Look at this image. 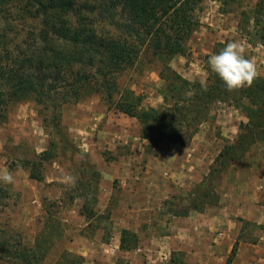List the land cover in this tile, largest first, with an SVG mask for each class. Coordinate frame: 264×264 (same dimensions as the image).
<instances>
[{
	"label": "rangeland",
	"instance_id": "obj_1",
	"mask_svg": "<svg viewBox=\"0 0 264 264\" xmlns=\"http://www.w3.org/2000/svg\"><path fill=\"white\" fill-rule=\"evenodd\" d=\"M253 3L254 0H203L196 12L199 26L187 43L188 54L175 56L170 66L179 64L192 81L205 80L210 62L216 67L230 63L236 72L244 70L264 76V47L255 48L258 45L253 22L243 21L241 31L233 29L224 34L223 24L218 21V5H221L219 11L228 14V28H232L236 21L242 23L240 12L249 10ZM21 6L16 3L0 9V37H9L7 50L11 52L24 31L31 33L32 38L35 36L32 31L41 27L40 21L28 17ZM208 12L218 26L208 25ZM249 31L252 33L248 34ZM204 35L206 47L198 45V38ZM29 41L27 46L20 45L17 49L34 48ZM194 47L201 54L190 65ZM215 51H220L223 57L214 55ZM179 59L182 62L175 64ZM189 68L195 71L190 72ZM159 71L158 63L145 60L121 75L118 83L140 95L142 107L158 108L163 104ZM72 77L67 76V80L72 81ZM50 112L48 109L39 114L35 101L25 99L8 107L7 119L0 125V229L13 228L33 242L44 226L46 211L55 213L62 235L44 264H67L62 256L65 250L78 255L84 253V264L93 260L102 264H130L128 256L111 252L105 244L113 248L122 229L135 232L136 227L142 228L140 224L143 226V221L149 219L150 223L142 228V234L148 235L141 238L138 234L140 243L152 245V234L166 232L173 213L180 211L177 203L189 195L208 173L224 145L233 143L240 126L247 123L246 115L233 101H218L211 106L208 119L197 133L185 140L119 112L87 89L79 101L62 107L61 123L68 135L64 144L59 136L63 130L58 131L48 123L45 127L42 122ZM52 141L58 145L51 149L55 153L53 160L43 162L40 167L43 180L30 178L23 162L48 149ZM263 170L264 146L259 142L227 170L218 187L221 198L232 186L239 189L246 181L253 186L252 172ZM79 177L82 182L78 184ZM84 201L95 211L91 219L81 215ZM183 204L181 207H185ZM255 228L244 225L248 240L254 241ZM171 257L175 258V253Z\"/></svg>",
	"mask_w": 264,
	"mask_h": 264
},
{
	"label": "trees",
	"instance_id": "obj_2",
	"mask_svg": "<svg viewBox=\"0 0 264 264\" xmlns=\"http://www.w3.org/2000/svg\"><path fill=\"white\" fill-rule=\"evenodd\" d=\"M202 2L0 0V9L21 4L28 17L38 19L41 26L32 31L35 35L32 38L31 33L24 31L13 52L7 50L9 37H0V125L6 121L11 104L32 99L38 105L39 114L51 110L42 122L45 127L48 123L58 131L63 130L59 136L65 144L68 135L61 123L62 107L79 101L90 89L119 112L186 140L208 119L213 103L230 99L246 115L247 123L240 126L233 143L224 145L203 179L177 203L180 211L173 215L185 216L191 211L203 212L218 205L221 199L218 187L230 166L243 158L252 145L260 142L264 146V76L244 70L236 72L230 63L216 67L210 62L205 80L191 81L170 66L175 56L188 54L187 43L199 26L196 12ZM240 15L241 26L243 21L253 22L257 43L264 46V0H257ZM29 40L34 48L17 49L20 45L27 46ZM145 60L160 65L163 104L158 108L142 107V97L118 83L121 75ZM67 76H73L72 81ZM57 145L52 141L48 149L23 162L30 178L43 180L40 167L43 162L53 160L55 153L51 149ZM94 213L84 201L81 215L91 219ZM56 221L55 213L46 211L44 226L33 242L13 228L0 229V264H44L62 235ZM139 242L137 233L126 228L121 230V250H133ZM236 245L226 264H231ZM62 256L67 264L84 261L82 256L67 250ZM174 262L175 258L169 264Z\"/></svg>",
	"mask_w": 264,
	"mask_h": 264
},
{
	"label": "crops",
	"instance_id": "obj_3",
	"mask_svg": "<svg viewBox=\"0 0 264 264\" xmlns=\"http://www.w3.org/2000/svg\"><path fill=\"white\" fill-rule=\"evenodd\" d=\"M256 2L257 0H254V3L249 8H252ZM220 6L218 5L217 8L218 21L223 24V27L220 26L221 32L228 34L233 29L241 31L240 23L237 21L236 26L228 28L229 16L221 12V10L219 11ZM206 20L209 26L219 25V23H214L211 12H208ZM198 40H200L198 45H205V47L208 45L205 35L198 38ZM246 42L249 44L248 41ZM256 45L258 46L255 48L264 47L260 43ZM226 48L228 49L229 46L227 45ZM213 53L219 56L220 59L223 57L220 51ZM200 54V50L194 47L192 49V60H190L189 64L194 65L193 58L197 61ZM178 62H182V59L176 60L175 64ZM214 64H216V61H214ZM172 68L190 80L186 71L179 64ZM189 69L190 72L195 71V69ZM251 177H253V186H249L247 181L245 186H241L239 189L232 186L226 196L220 199L218 206L213 209L208 208L203 212L191 211L185 216L173 215L174 218L168 223L165 233L154 232L151 237L149 236L152 245L146 242L145 244L139 242L137 248L124 251L119 247L120 236L118 235L116 236L114 247L112 248L106 243L105 248L116 254L121 252L125 257L128 256L130 264L170 263L172 261V253H175V262L173 264H226L234 245L237 243L236 256L235 254L233 255L231 264H264V170L258 173L253 171ZM252 188L254 189L250 192ZM143 222L142 224L144 225L140 224V227L146 228L147 225L145 224H149L150 220L145 219ZM249 224L256 226L252 235L254 241L246 238L243 229L244 225ZM153 225L154 227L156 226V224ZM154 227L153 230L156 228ZM142 228L136 227L135 229L137 235L140 232L141 238L148 235L146 232L142 234ZM149 235L151 234L149 233ZM138 237L140 240V235ZM79 256L86 258L84 253H79ZM84 263L85 261L82 264ZM94 263L93 260L91 264Z\"/></svg>",
	"mask_w": 264,
	"mask_h": 264
}]
</instances>
